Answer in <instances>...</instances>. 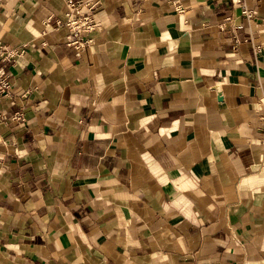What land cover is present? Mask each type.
Instances as JSON below:
<instances>
[{"label": "crops", "instance_id": "1", "mask_svg": "<svg viewBox=\"0 0 264 264\" xmlns=\"http://www.w3.org/2000/svg\"><path fill=\"white\" fill-rule=\"evenodd\" d=\"M98 1L0 0V264H264V0Z\"/></svg>", "mask_w": 264, "mask_h": 264}, {"label": "built area", "instance_id": "2", "mask_svg": "<svg viewBox=\"0 0 264 264\" xmlns=\"http://www.w3.org/2000/svg\"><path fill=\"white\" fill-rule=\"evenodd\" d=\"M233 3H238L242 6V12L251 17L253 11L244 6V0H231ZM98 0H68L66 11L55 20V27L65 26L69 33L66 37V43L75 48L76 55H80L92 41L90 33L97 26L94 18V9L98 4ZM83 7L87 8V12H83ZM50 15L47 20H51ZM23 52L22 48L4 43L0 39V96L8 94L12 83L10 74L6 71L4 64L14 61L15 56ZM15 119L22 118V113L14 115Z\"/></svg>", "mask_w": 264, "mask_h": 264}]
</instances>
